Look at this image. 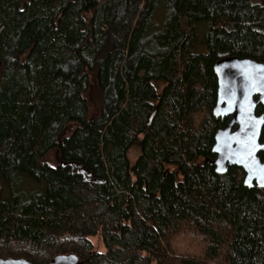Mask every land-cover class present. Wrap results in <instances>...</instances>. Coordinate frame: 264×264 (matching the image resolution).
I'll use <instances>...</instances> for the list:
<instances>
[{
    "label": "trees",
    "instance_id": "16d2710c",
    "mask_svg": "<svg viewBox=\"0 0 264 264\" xmlns=\"http://www.w3.org/2000/svg\"><path fill=\"white\" fill-rule=\"evenodd\" d=\"M226 57L264 63V0H0V260L264 264V188L212 164Z\"/></svg>",
    "mask_w": 264,
    "mask_h": 264
},
{
    "label": "water",
    "instance_id": "95a60500",
    "mask_svg": "<svg viewBox=\"0 0 264 264\" xmlns=\"http://www.w3.org/2000/svg\"><path fill=\"white\" fill-rule=\"evenodd\" d=\"M218 78V117L230 118L225 128L215 137L213 165L219 174L231 167L244 170L245 186L264 188V151L261 136L264 129V63L252 58L226 57L215 64ZM0 264H33L23 258L1 259ZM47 264H82L76 254L58 255Z\"/></svg>",
    "mask_w": 264,
    "mask_h": 264
},
{
    "label": "rangeland",
    "instance_id": "374dc122",
    "mask_svg": "<svg viewBox=\"0 0 264 264\" xmlns=\"http://www.w3.org/2000/svg\"><path fill=\"white\" fill-rule=\"evenodd\" d=\"M204 26H206V28L208 27L207 25H204ZM206 32H207V30L204 31L200 37H203L206 34ZM196 52L197 53H207V48L204 46H201L200 49L197 50ZM91 106H92V110L94 111L95 106L92 104H91ZM139 154H140V150L138 148H134L131 150L129 155H130V159H131L133 164L137 160ZM46 160L50 164L55 165L56 164L55 153L54 152L50 153L46 157ZM38 188H39L38 185L34 184L28 177H24V176H20L18 179L16 178L14 181L7 184V189H9L8 194L11 192H15V193H25L27 196H29L31 193L36 191ZM8 194H6V195H8ZM93 241L96 244V247H98V249L102 251V245L100 244V241L97 238H93Z\"/></svg>",
    "mask_w": 264,
    "mask_h": 264
}]
</instances>
